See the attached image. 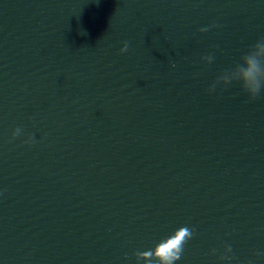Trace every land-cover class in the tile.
<instances>
[{
  "label": "water",
  "instance_id": "1",
  "mask_svg": "<svg viewBox=\"0 0 264 264\" xmlns=\"http://www.w3.org/2000/svg\"><path fill=\"white\" fill-rule=\"evenodd\" d=\"M261 39L264 0H0V264H137L181 226L175 264H264V88L208 92Z\"/></svg>",
  "mask_w": 264,
  "mask_h": 264
},
{
  "label": "clouds",
  "instance_id": "2",
  "mask_svg": "<svg viewBox=\"0 0 264 264\" xmlns=\"http://www.w3.org/2000/svg\"><path fill=\"white\" fill-rule=\"evenodd\" d=\"M217 27V25H212ZM209 28H201L200 32H206ZM128 43L125 42L120 48L121 53L128 51ZM205 64H211L214 60L212 54L201 57ZM241 63L237 64L231 70H226L223 74L210 85L208 92L212 93L218 86L227 87L232 83H239L241 90L246 93L250 100L256 99L264 88V39L257 41L246 54L241 57ZM174 66V65H173ZM21 129L16 128L12 135L13 138L21 134ZM32 137H29L25 143H33ZM194 229L188 226H181L170 236L158 242L153 249L138 251L134 253L137 264L141 261L144 264H175L181 259L184 251V245L193 237ZM215 251V250H214ZM232 251L231 246L225 247V253ZM228 256H221V259H230Z\"/></svg>",
  "mask_w": 264,
  "mask_h": 264
}]
</instances>
